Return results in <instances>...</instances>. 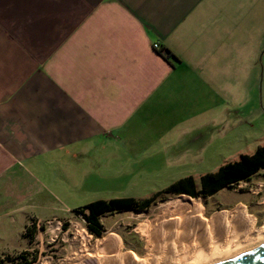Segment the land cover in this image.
Instances as JSON below:
<instances>
[{
  "label": "crops",
  "instance_id": "crops-1",
  "mask_svg": "<svg viewBox=\"0 0 264 264\" xmlns=\"http://www.w3.org/2000/svg\"><path fill=\"white\" fill-rule=\"evenodd\" d=\"M263 100L264 0H0V253L260 135Z\"/></svg>",
  "mask_w": 264,
  "mask_h": 264
},
{
  "label": "rangeland",
  "instance_id": "rangeland-1",
  "mask_svg": "<svg viewBox=\"0 0 264 264\" xmlns=\"http://www.w3.org/2000/svg\"><path fill=\"white\" fill-rule=\"evenodd\" d=\"M258 106L264 110V100ZM260 145H264V131L260 135L252 134L248 141L239 144L235 142L229 147H222L219 143L217 147L211 148L209 153L211 157L204 158L203 162L155 165L156 169L153 173L140 174L137 180L130 183L125 180L123 188L117 194L107 193L99 199L109 200L119 197L146 199L176 182L178 180L176 178L183 176L188 170H193L196 184L200 188L201 175L216 172L225 161L238 160L240 154L254 153ZM183 195L186 194H161L148 209H128L101 215L99 217L101 237L91 232L85 218L75 210L51 223H34L33 221L25 229L22 241L15 246L16 249L10 253H0V264H78V262L79 264H102L97 255L104 254L98 244L110 234L122 241V253L131 251L141 259L146 256L147 243L145 235L139 231L140 225L144 222H153L158 215L162 214L165 206ZM191 198L199 200L205 219L226 214L238 204L244 205L246 215L252 219L255 226L250 239L252 241L258 239L264 226V169L214 195Z\"/></svg>",
  "mask_w": 264,
  "mask_h": 264
},
{
  "label": "bare ground",
  "instance_id": "bare-ground-1",
  "mask_svg": "<svg viewBox=\"0 0 264 264\" xmlns=\"http://www.w3.org/2000/svg\"><path fill=\"white\" fill-rule=\"evenodd\" d=\"M203 215L199 200L183 195L165 206L153 222L140 225L146 256L139 259L134 252L122 253V241L113 234L100 241L104 255L97 256L102 264H215L264 244V226L256 241L250 239L255 226L242 204L210 219Z\"/></svg>",
  "mask_w": 264,
  "mask_h": 264
},
{
  "label": "trees",
  "instance_id": "trees-1",
  "mask_svg": "<svg viewBox=\"0 0 264 264\" xmlns=\"http://www.w3.org/2000/svg\"><path fill=\"white\" fill-rule=\"evenodd\" d=\"M262 169H264V145L257 147L252 154H241L238 160L222 165L216 172L202 175L200 188H198L195 179L190 176L177 180L154 196L146 199L134 197H119L109 200L99 199L74 210L85 218L91 232L97 237H101L102 232L99 221L101 215L128 209H148L161 194H186L191 197H208L226 187L250 178Z\"/></svg>",
  "mask_w": 264,
  "mask_h": 264
},
{
  "label": "water",
  "instance_id": "water-1",
  "mask_svg": "<svg viewBox=\"0 0 264 264\" xmlns=\"http://www.w3.org/2000/svg\"><path fill=\"white\" fill-rule=\"evenodd\" d=\"M215 264H264V244Z\"/></svg>",
  "mask_w": 264,
  "mask_h": 264
},
{
  "label": "built area",
  "instance_id": "built-area-1",
  "mask_svg": "<svg viewBox=\"0 0 264 264\" xmlns=\"http://www.w3.org/2000/svg\"><path fill=\"white\" fill-rule=\"evenodd\" d=\"M153 46L155 49L161 50V46L159 43H154ZM162 52L165 53L164 51H162Z\"/></svg>",
  "mask_w": 264,
  "mask_h": 264
}]
</instances>
